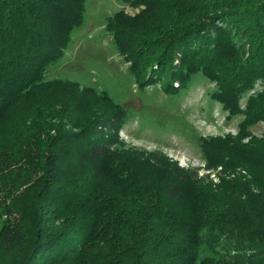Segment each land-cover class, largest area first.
Instances as JSON below:
<instances>
[{
  "label": "trees",
  "instance_id": "obj_1",
  "mask_svg": "<svg viewBox=\"0 0 264 264\" xmlns=\"http://www.w3.org/2000/svg\"><path fill=\"white\" fill-rule=\"evenodd\" d=\"M122 1L137 12L104 27L139 92L201 75L242 114L195 142L218 180L132 149L117 135L130 111L49 74L85 0H0V264H264V129L249 130L264 123V0Z\"/></svg>",
  "mask_w": 264,
  "mask_h": 264
},
{
  "label": "rangeland",
  "instance_id": "obj_2",
  "mask_svg": "<svg viewBox=\"0 0 264 264\" xmlns=\"http://www.w3.org/2000/svg\"><path fill=\"white\" fill-rule=\"evenodd\" d=\"M85 3L84 24L72 33L65 63L53 68L49 74L76 80L96 90L103 89L130 111V120L117 135L129 147H134L132 149L161 151L178 166L198 167V176H207L213 183L217 182L220 166L205 169L195 142L198 143L199 136L234 135L242 114L226 118V112L210 98L211 90L216 87L214 81L201 75L194 76L176 94H165L157 84L139 92L126 62L109 43L110 35L104 27L106 18L115 12L133 15L138 7L129 6L122 0H85ZM253 86L255 89L262 87L258 83ZM238 104L242 109V99ZM263 129L262 122L249 128L255 135H260Z\"/></svg>",
  "mask_w": 264,
  "mask_h": 264
},
{
  "label": "built area",
  "instance_id": "obj_3",
  "mask_svg": "<svg viewBox=\"0 0 264 264\" xmlns=\"http://www.w3.org/2000/svg\"><path fill=\"white\" fill-rule=\"evenodd\" d=\"M254 89H255V87H254L253 89L249 90V93L253 92V91H254Z\"/></svg>",
  "mask_w": 264,
  "mask_h": 264
}]
</instances>
